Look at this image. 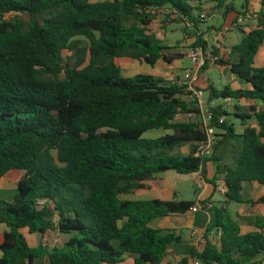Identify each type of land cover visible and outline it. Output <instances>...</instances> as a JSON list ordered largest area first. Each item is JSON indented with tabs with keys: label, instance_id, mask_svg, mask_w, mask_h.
<instances>
[{
	"label": "trees",
	"instance_id": "16d2710c",
	"mask_svg": "<svg viewBox=\"0 0 264 264\" xmlns=\"http://www.w3.org/2000/svg\"><path fill=\"white\" fill-rule=\"evenodd\" d=\"M205 2L224 17L243 13L229 0H0V179L12 170L24 172L14 201L0 197V223L9 227L0 264H34L41 257L49 264H123L128 254L135 264H162L169 245L181 237L163 234L151 222L183 215L196 202L121 196L168 170L200 172L216 187V178L208 177L212 161L227 190L206 232L222 234L203 251L192 249V257L200 264H261L264 234H242L228 205L243 202L244 181L264 184V66H256L264 45V0L256 26L232 47L237 62H218L249 87L206 88L210 103L231 98L257 104L248 110L236 104L233 112L210 106L211 124L219 131L211 155L197 154L206 139L202 120L176 121L203 114L186 84L150 73L125 76L116 62L122 57L153 67L172 62L152 30L156 11L166 8L173 22L198 24ZM198 44L207 45L201 37ZM65 50L74 56L66 60ZM230 115L240 119L242 133H236ZM252 119L258 128L249 125ZM152 130L170 133L146 137ZM237 139L235 166L220 163L229 143L237 148ZM185 145L187 155L174 153ZM258 202L264 204V197ZM51 232L69 239L60 247H35L26 238Z\"/></svg>",
	"mask_w": 264,
	"mask_h": 264
},
{
	"label": "crops",
	"instance_id": "0c3cea01",
	"mask_svg": "<svg viewBox=\"0 0 264 264\" xmlns=\"http://www.w3.org/2000/svg\"><path fill=\"white\" fill-rule=\"evenodd\" d=\"M263 0H246L245 5H243L242 10H250L253 15L251 19H254V23L252 20L248 21L245 27H240L242 33L243 31H249L254 28L257 24L256 14L263 9ZM215 4L211 2H205L204 10L200 13H206L208 17L204 20H200L197 25V32L193 33L190 40V44H186L185 46L189 48L191 43H193L195 35L201 37L207 45L212 44L216 38H218L219 34L216 35L215 32L221 31L222 27H216L214 24H211L216 16L221 15L223 17V21L225 26L228 23H231L235 20L238 15V12L233 11L230 12L227 16H223V14L219 11L213 10ZM239 10V11H242ZM198 13V14H200ZM254 16V17H253ZM203 23H209L207 25L208 33L205 32L203 28ZM222 24V25H223ZM236 30V29H235ZM215 31V32H214ZM231 30L227 37L224 39L223 50L222 52H228V60L237 62L236 56L232 55V47L239 42H235L231 46V50L227 46L228 40L232 37ZM213 35L211 38L207 35ZM243 38V36H242ZM242 40V39H241ZM186 41V40H185ZM187 41V42H188ZM198 41L196 42V44ZM180 55H184L179 53ZM259 58V59H258ZM256 60H259L260 64L256 63V66H264V45L260 48ZM210 65V64H209ZM218 68L219 82L223 83L224 87L226 85H230L233 88H248V84L241 79L237 74L231 71L229 65H220V64H211L208 68ZM207 68L201 74L200 80L195 84L198 89H206L209 84L216 86L218 89H222L218 87L217 81L212 79L210 76H206ZM235 83L237 87H235ZM223 87V88H224ZM205 94V91H204ZM209 98V95H208ZM209 100V99H208ZM244 100L235 101L234 99L228 100L225 99L224 102H229L227 104H243ZM248 102H252L254 105L257 104L255 101L247 100ZM214 101L209 102L210 106H214ZM225 107V106H224ZM226 108V107H225ZM201 115V120H202ZM200 120V119H199ZM249 125L258 128V123L255 119H252L249 122ZM236 133H242L243 125L236 126ZM188 146V145H187ZM189 148V146H188ZM190 150V148H189ZM189 153V152H188ZM187 155V154H185ZM210 163V162H209ZM217 163L218 162H213ZM222 164H227L228 161L223 160L220 162ZM218 165H214L215 170H217ZM211 164H208L210 179L216 178V187L214 184L208 183L200 174V172L191 173V174H179L174 170H168L162 173L155 174L151 179L145 182V188L135 191L132 194H127L121 196L123 200L129 201H146L152 199H161L165 201H195L196 204H201L202 208L198 211H192L191 209L180 216H165L156 218L151 222V227L160 230L163 234L173 233L176 236L181 237L180 242H172L169 245L168 254L165 257L162 264H196V261H199L196 258L192 257V249H196L198 251H203L207 242L218 243L217 241L220 238L218 234L219 230H213L207 233V227L212 225L215 222V207H220L224 204L226 200V186L223 182V175L219 173H213ZM24 172L22 170H12L8 172L5 176L0 179V197L8 202H13L16 194L19 192V182L23 178ZM193 181L194 184L191 186L187 185V181ZM195 188L194 197L185 199V196L188 195L189 188ZM242 197L243 202H232L228 205L229 213L232 219L237 222L241 229L242 234H248L252 232H262L264 234V204L258 202L260 198L264 197V184L259 183L255 180H247L243 182L242 188ZM204 201H208L210 207L204 208ZM195 204V205H196ZM9 231V227L5 223H0V245L2 244L6 232ZM193 231H197L198 233H204L207 237L206 244L202 245L199 243L196 237L192 236ZM207 233V234H206ZM26 238L31 246L44 245L48 247H60L68 241L69 236L51 232L46 235L44 238L40 233L34 234H26ZM2 256V252L0 251V257ZM258 261H261V264H264V256L261 255L257 258ZM200 262V261H199ZM50 260L48 257L36 258L34 260V264H49ZM123 264H135V256L134 255H126L124 258Z\"/></svg>",
	"mask_w": 264,
	"mask_h": 264
},
{
	"label": "rangeland",
	"instance_id": "374dc122",
	"mask_svg": "<svg viewBox=\"0 0 264 264\" xmlns=\"http://www.w3.org/2000/svg\"><path fill=\"white\" fill-rule=\"evenodd\" d=\"M230 3H233L236 7L237 10H242L243 5H245L246 0H229ZM170 10L164 8L161 9L159 11H156V19L153 21L152 24V30L153 32L157 35V37L162 41V45L168 47V49L165 51V54L172 60V62H168V61H159L156 66H151L147 63H142L136 59H132L129 57H122V58H118L116 60L117 64L121 67L122 69V73L125 76H130L133 75L135 73H150L153 74L155 76L158 77H162L165 78L166 80L169 81H180L182 83H185V81L183 80V73L186 69H190L193 67L192 61L188 58L187 54L189 52V48H187L185 45L188 43L190 44V37L187 36V32L188 29L186 28L184 23H179V22H173L172 18L170 17ZM21 19H23L26 22H29L30 17L29 15L26 14H21L19 15ZM14 15H8L6 16L7 19L9 18H13ZM217 18H215L212 22H210L211 24H214L216 27L220 26L222 27L221 31L224 29L225 24L223 21V17L221 15H217ZM254 17V16H253ZM252 20V23H254V19H249V21ZM209 23H203V28L205 30V32L207 31L208 33V29H207V25ZM223 24V25H222ZM246 26V25H245ZM244 26V27H245ZM236 29V30H235ZM239 28H234L232 30H234L232 32V39L230 38L227 42V46L229 47V50H231V46L232 44H234L235 42H240L243 36V33L238 30ZM215 32L216 35L220 34V32ZM210 38L213 35H209L207 34ZM186 40V41H185ZM188 41V42H187ZM197 42V39L194 38L193 43H191V45H193L194 43ZM189 45V46H191ZM182 53L184 55H180L178 54ZM228 52H222L221 53V58H223L224 60H228V54H226ZM70 56H74V52H69L67 50L64 51V57L67 60L68 57ZM259 59V58H258ZM257 64L259 63V60H256ZM211 65V64H210ZM210 65H208L206 68V72L205 75L208 77L210 76L212 79H215L217 81V85L220 88H223L224 85L223 83L219 82V78L221 79L220 75H219V70L218 68H211L208 70V68L210 67ZM211 85V84H210ZM235 87H237V84L235 83ZM208 89L205 90V94L203 96V104L199 105L202 109L203 112H205L207 109H209V92L207 91ZM236 101V100H235ZM229 102H224L223 99H215L214 100V106L216 105H223L225 106L229 112H233L234 111V107L235 105L232 104H227ZM240 106H243L245 109H250V107L252 105H254L252 102H248L247 100H244L243 104H238ZM201 120V115H180L176 121L178 122H187L190 120ZM229 120L233 121L235 123H237V125H240L239 123L241 122L239 118H237L234 115H230L229 116ZM167 133H170L169 130H152L150 132H148L145 136L149 137V138H156V137H160L163 136ZM236 141L237 142V148H234L232 143H229L228 146L225 147V152L223 153V160L228 161L229 164H231V166H235L236 162H237V158L239 155V152L241 150V140H233V142ZM235 149V152H234ZM224 151V150H223ZM189 152V148L187 145L182 146L177 148L174 153L177 154H181V155H185L188 154ZM212 153V152H211ZM211 153L209 155H211ZM214 161L210 162L209 164H211L212 167H214V165H218L217 163H213ZM212 172L213 173H218L217 170H215V167L212 168ZM191 184H194L193 181H191L189 179V181H187V185L191 186ZM194 191L195 188H189L188 191V195L185 196V199H189L194 197ZM123 197V196H122Z\"/></svg>",
	"mask_w": 264,
	"mask_h": 264
},
{
	"label": "built area",
	"instance_id": "2783aa9c",
	"mask_svg": "<svg viewBox=\"0 0 264 264\" xmlns=\"http://www.w3.org/2000/svg\"><path fill=\"white\" fill-rule=\"evenodd\" d=\"M253 13L250 10H244L242 14H239L235 20L231 23H228L224 29L220 32L218 38L214 40L212 44L203 46L201 44L194 43L189 47V52L187 54L188 58L192 61L193 67L186 69L183 73L184 84L187 85V91L191 93L190 98L192 101L197 102L198 105L203 104L204 89L196 88V83L200 80L201 74L209 64H218L221 59V50H223L224 39L227 37L228 33L234 28L244 27L245 24L252 18ZM208 17L206 13H202L199 17V20H204ZM197 21L188 20L185 24L188 29L187 36L191 38L193 33L197 32ZM197 41L199 37L195 35ZM231 100V98H228ZM203 112V111H202ZM203 128L206 133V139L204 142L199 144L198 155L206 156L209 155L217 143V134L219 133L218 129L211 124L214 119V113L207 109L202 114ZM225 117H222L219 122L224 123ZM209 207L211 205H208ZM202 208L201 204L194 205L191 210L198 211ZM210 234V233H209ZM222 233L219 231L218 233ZM193 237H196L200 244L204 245L207 242V237L204 233H198L193 231ZM196 264H200L199 261H196Z\"/></svg>",
	"mask_w": 264,
	"mask_h": 264
}]
</instances>
